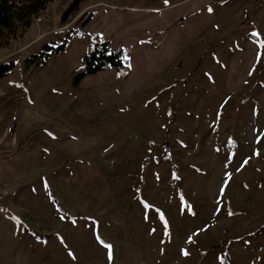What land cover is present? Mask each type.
Listing matches in <instances>:
<instances>
[{"label": "rangeland", "instance_id": "rangeland-1", "mask_svg": "<svg viewBox=\"0 0 264 264\" xmlns=\"http://www.w3.org/2000/svg\"><path fill=\"white\" fill-rule=\"evenodd\" d=\"M70 1L0 37V264H264V0Z\"/></svg>", "mask_w": 264, "mask_h": 264}, {"label": "trees", "instance_id": "trees-1", "mask_svg": "<svg viewBox=\"0 0 264 264\" xmlns=\"http://www.w3.org/2000/svg\"><path fill=\"white\" fill-rule=\"evenodd\" d=\"M49 0H0V37H12L16 34H20L25 27L30 24V15L34 14L38 16V12L43 10ZM80 0H71L65 7L62 18H65L70 13L78 9ZM85 17L82 22H85ZM49 47L50 45L44 44ZM63 46V42L57 43L52 50H43L32 53L26 58L27 63L37 62L43 60V58ZM45 49V48H44ZM43 54V55H40ZM126 62V58L118 48H111L108 41L99 40L90 45L89 50L82 55L83 67L79 70L74 78L76 79L85 73L94 72L99 69L108 68L113 66L115 68L121 67ZM259 65L264 67V56L260 59ZM12 66V59L0 61V77L6 75ZM166 132L165 137L156 142L154 148H163V158L166 159ZM157 152V151H156ZM156 152H153L156 154ZM171 159H169V162Z\"/></svg>", "mask_w": 264, "mask_h": 264}, {"label": "snow or ice", "instance_id": "snow-or-ice-1", "mask_svg": "<svg viewBox=\"0 0 264 264\" xmlns=\"http://www.w3.org/2000/svg\"><path fill=\"white\" fill-rule=\"evenodd\" d=\"M212 9L211 8H209V11H211ZM189 239L191 240V237H189ZM107 247L109 248V250H111V245H107ZM185 254H187V253H185ZM70 255H71V253H70ZM109 257H111V251H109Z\"/></svg>", "mask_w": 264, "mask_h": 264}]
</instances>
